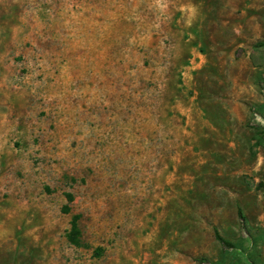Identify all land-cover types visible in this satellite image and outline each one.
I'll use <instances>...</instances> for the list:
<instances>
[{
    "label": "rangeland",
    "instance_id": "rangeland-1",
    "mask_svg": "<svg viewBox=\"0 0 264 264\" xmlns=\"http://www.w3.org/2000/svg\"><path fill=\"white\" fill-rule=\"evenodd\" d=\"M0 264H264V0H0Z\"/></svg>",
    "mask_w": 264,
    "mask_h": 264
},
{
    "label": "trees",
    "instance_id": "trees-1",
    "mask_svg": "<svg viewBox=\"0 0 264 264\" xmlns=\"http://www.w3.org/2000/svg\"><path fill=\"white\" fill-rule=\"evenodd\" d=\"M66 199L68 202L72 201V195L71 193H67L66 194ZM68 209L67 206H64V211L66 212ZM77 216H73L72 220L70 222V228L69 230L66 231L65 237L67 239V241L73 245H79V229H78V224H77ZM215 239L220 242L222 245L226 246H230V244L228 242H226L219 234L217 231H215Z\"/></svg>",
    "mask_w": 264,
    "mask_h": 264
}]
</instances>
